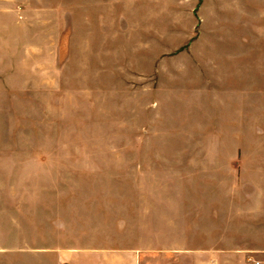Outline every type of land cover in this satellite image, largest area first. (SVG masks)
<instances>
[{
  "label": "rangeland",
  "instance_id": "rangeland-1",
  "mask_svg": "<svg viewBox=\"0 0 264 264\" xmlns=\"http://www.w3.org/2000/svg\"><path fill=\"white\" fill-rule=\"evenodd\" d=\"M3 6L0 264L219 244L238 213H264V0ZM158 195L198 232L146 234L141 198Z\"/></svg>",
  "mask_w": 264,
  "mask_h": 264
},
{
  "label": "crops",
  "instance_id": "crops-1",
  "mask_svg": "<svg viewBox=\"0 0 264 264\" xmlns=\"http://www.w3.org/2000/svg\"><path fill=\"white\" fill-rule=\"evenodd\" d=\"M1 2L0 53L3 54L4 6L3 0ZM2 60L1 57L0 68L3 66ZM0 87L4 89V73L1 72ZM156 199V202H150L145 196L141 198L140 221L146 230L144 232H147L146 234L165 235V227L172 235L191 236L198 232L197 223L191 221L194 220L193 213L189 212L190 217L186 215V217L180 218L174 212L170 216L162 217V203L159 202V195ZM153 203H156V206ZM159 206L161 207L159 208ZM259 210L252 213L251 219H245L244 211L238 213L235 219L238 229L236 237L233 235L230 238L222 239L219 244H213L210 241L167 245L163 242L136 245L128 243L125 247L101 246L99 244L71 247L60 244L56 246L58 248L51 249L54 254L53 264H264V213ZM181 219H183V224L180 223ZM199 219L212 220V217H200ZM247 231L251 232L248 234V236L251 235V239L246 240L243 236Z\"/></svg>",
  "mask_w": 264,
  "mask_h": 264
}]
</instances>
